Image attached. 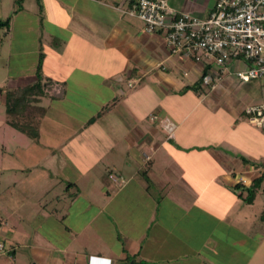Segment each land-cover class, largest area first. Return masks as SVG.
<instances>
[{"label": "crops", "instance_id": "0c3cea01", "mask_svg": "<svg viewBox=\"0 0 264 264\" xmlns=\"http://www.w3.org/2000/svg\"><path fill=\"white\" fill-rule=\"evenodd\" d=\"M166 1L178 14L204 19L217 0ZM120 5L126 7L124 0H0V22L7 23L0 26V107L6 112L8 93L48 81L57 92L59 84L81 87L82 95L70 97L73 103L90 95L96 99L95 92V103L105 112L102 132L99 119L87 124V131H70L60 121L68 123L67 115L46 112V100L67 102L66 92L61 89L63 97L54 100L47 85L24 114L13 115L19 121L2 117L0 110V132L7 125L24 134L10 124L20 121L34 120L37 128L34 140L24 134L33 140L28 147L7 151L0 139V176L36 170L35 176L12 182L18 195L12 202L24 205L19 210L27 220L33 215L26 202L30 207L48 199L49 180L43 179V171H52L49 156L64 153L62 167L107 171L94 183L98 192L81 195L80 190L62 189L56 195V200L71 197L67 206L50 211L68 242L48 247L37 235L42 264H138L129 262L136 259L146 264H211L210 238L219 230H210L209 219L219 211L224 217L232 203L242 201L232 190L235 185L248 187L264 172V132L245 112L262 102L264 83L235 80L237 70L250 66L243 59L215 68L213 62L172 55L160 31L148 32L143 22L114 9ZM211 71L220 78L214 89L202 84V76ZM39 109L43 114L32 119L28 112ZM166 124L174 126L171 133L164 130ZM81 154L87 156L85 168ZM78 183L70 182L67 189ZM260 191L254 201L264 194ZM93 207L85 227L98 221L96 234L101 237L95 245L91 231L77 232L69 223ZM57 213L59 223L53 217ZM1 225L0 237L10 239V253L16 252L21 234ZM86 231L91 241L79 245L77 239Z\"/></svg>", "mask_w": 264, "mask_h": 264}, {"label": "rangeland", "instance_id": "374dc122", "mask_svg": "<svg viewBox=\"0 0 264 264\" xmlns=\"http://www.w3.org/2000/svg\"><path fill=\"white\" fill-rule=\"evenodd\" d=\"M60 58V56H59ZM215 68H220L217 65H214ZM6 71L2 70L3 76ZM60 78V77H59ZM91 79V77H90ZM42 87L44 88L45 85L49 87L51 90L49 93H53L55 88L54 85H50V83L42 82ZM53 84V83H52ZM105 84V83H104ZM101 85L97 84L96 86ZM74 86V85H73ZM59 91L61 89L65 90L66 92V99L67 102L59 103V102H52L51 99L46 100L49 104V108L46 110L48 116H56L57 112H63L64 115H67L69 117V122L66 123L61 121V125H67L66 127H69L70 131H79V129H84L87 131V122L94 118L99 119L98 123V129L100 132L103 131L104 122H103V113L100 112L99 106L95 103L97 100V94L94 92L96 99L91 98L92 96H89V101L83 100V102H79L76 100L74 103L70 97L74 96V93L76 95H82L80 91L82 90L81 87L73 88L71 84L69 86H64L62 84H59ZM68 88V89H67ZM73 88V90H72ZM56 91V90H55ZM58 91V93H59ZM57 92V91H56ZM90 93H93L90 91ZM105 91H102V94H104ZM70 100V102H68ZM45 102V100H43ZM1 115L2 117L8 118L9 120L15 119L16 121H19V119L15 116H9L7 112H5V109L3 107H0ZM105 111V110H104ZM44 111L38 110V112L29 111L28 113L30 116H32V119L34 117H38V115L43 114ZM97 113H100L98 115H101V118H97ZM28 118V117H27ZM30 118V117H29ZM31 119V120H32ZM66 119V118H64ZM21 122V121H20ZM36 121H31V123H35ZM30 123V124H31ZM87 129V130H86ZM7 134H6V132ZM90 132H97L95 130H90ZM0 139H2V142L4 141L5 149L7 151L15 150L16 147H28L29 144L34 140H30L26 135L21 134L19 132L14 131L9 126H5L4 130L0 132ZM2 145V144H1ZM3 146H0V159H1V153L3 151ZM50 151V150H49ZM65 154L64 153H57L52 158L49 156V161L54 162V165L51 166L52 171L47 172L43 171V179L49 180V196L47 200H43L42 203L37 204L33 200V205L29 207L28 202L27 203V211L31 210L32 219L24 217V214L22 210L20 211L19 207H24L22 203L18 202H12L16 200V197H18L17 194H14L15 188L12 186V182L16 180H20L24 177V175L35 176V169L32 171H24V172H2L0 176V228L2 227L1 224L6 223V229L11 230L15 229L17 230L21 236L18 249L16 252L10 253V246L13 245L11 243L12 241L8 238H1L0 237V243L4 246L3 250H0V264H42L40 262V258H42V251L37 248L38 242L36 241L37 235H39V238L43 241V245L45 246H51L57 245L59 246V243L63 244L68 242L67 237H64V233H62V230H58L59 227L57 226V223L54 221H51L52 217H50L51 213L50 211L52 208H61L63 205L67 206L69 203L70 196H66L65 198L60 197L59 200H56V195L59 194V196L62 194V189H66L67 191H77L80 190L81 195H85L88 192L89 193H95L99 191L100 188H98L97 185H94V183H97L98 179L107 174L106 170L101 169L99 170H93L89 169L87 171L82 170H76L71 167V165L66 164L64 167L61 166V162L64 161ZM80 162L82 163L81 168H85L87 166V156L79 155ZM53 159V160H52ZM58 160V161H57ZM61 161V162H60ZM42 163H46V160H40L39 164L42 165ZM52 164V163H51ZM103 164L106 165V162L104 160ZM59 165V166H58ZM108 166V165H107ZM39 167H41L39 165ZM54 167V168H53ZM61 167V168H60ZM101 168V166H98ZM59 168V169H58ZM88 168V167H87ZM39 169V168H38ZM111 171L113 169H110ZM38 171V170H37ZM80 171V172H78ZM98 172V173H96ZM95 173L97 175H95ZM115 173V172H113ZM85 174V175H83ZM101 174V176H99ZM47 175V177H46ZM124 179V178H123ZM76 180H79V187H71L68 188V185L70 182H75ZM106 180V179H104ZM125 181V180H124ZM4 182L8 183V187H6V184ZM118 182H121L120 180ZM264 184H261V190L264 189ZM260 191V192H262ZM13 193V197L10 196V193ZM264 192V191H263ZM18 193V192H17ZM88 193V194H89ZM19 194V193H18ZM24 200V198H22ZM64 202H63V201ZM50 203H49V202ZM82 209L85 210L84 206H86V203L80 204ZM80 205H78L80 207ZM39 207V208H38ZM31 208V209H28ZM45 209L41 216H38L36 219L34 217L35 212L41 211V209ZM96 208H88L86 211L87 214H85L83 217L79 219L72 220L71 225H74L75 230L79 232L80 230H89V233L91 231V238L95 239L94 245L97 244L98 239L101 236H98L96 234V229L100 228L98 221L96 223L87 224L88 227H85V221L87 222L89 220V217L94 213ZM264 211V194L261 197H257L256 200L253 202V204L248 205L241 202H235L232 203V207L228 214H224L223 217L221 214V211H219L218 216H213L209 219V228L210 230H219V234L216 233L213 235L212 238H210V252H209V261L211 264H264V223H262L259 220V217L261 213ZM49 214V215H48ZM48 215V216H47ZM53 217L55 218V221L57 220L58 223L61 218V214H54ZM214 217H218L217 220ZM43 218V219H42ZM45 218V219H44ZM216 220L215 225H212L211 222ZM67 222V223H68ZM66 223V224H67ZM97 224V226H96ZM52 229V230H49ZM84 233V232H83ZM88 231L82 235V237H78L77 242L79 245H83L87 243V246L89 245L88 237ZM2 235V234H1ZM217 235V236H216ZM32 240V242H31ZM3 241V242H1ZM83 243V244H82ZM215 243V245H214ZM21 246V247H20ZM214 249V250H212ZM41 255V257H40ZM217 259V261H216ZM137 262L138 264H146L147 262H144V260L136 259L130 260L129 262Z\"/></svg>", "mask_w": 264, "mask_h": 264}, {"label": "built area", "instance_id": "2783aa9c", "mask_svg": "<svg viewBox=\"0 0 264 264\" xmlns=\"http://www.w3.org/2000/svg\"><path fill=\"white\" fill-rule=\"evenodd\" d=\"M124 2L125 8L120 5L114 9L143 22L148 32L160 31L172 55L191 58L195 62H213L218 67L243 59L250 66L237 70L235 80H261L264 83V0H217L214 10L204 19L188 13L178 14L166 0ZM219 80L216 71L202 76V84L211 89ZM245 112L249 121L264 132V98L260 104L247 107ZM173 129L172 124L164 126L167 133Z\"/></svg>", "mask_w": 264, "mask_h": 264}, {"label": "trees", "instance_id": "16d2710c", "mask_svg": "<svg viewBox=\"0 0 264 264\" xmlns=\"http://www.w3.org/2000/svg\"><path fill=\"white\" fill-rule=\"evenodd\" d=\"M0 26H7V23H1ZM39 67V66H38ZM39 69V68H38ZM39 78V73H38ZM42 86L38 83L36 85L18 89L12 93L7 94V105L6 112L9 115H20L24 114L30 103H33L36 100L37 96H40ZM52 99L57 100L63 97L62 90L53 93ZM94 121V118L90 119L87 124H90ZM16 130L26 134L29 138L35 139L37 137V128L27 122H11L10 123ZM264 180V172L260 177L255 179L250 186L245 187L241 184H237L233 187V191L238 193L239 198L245 204H252L257 193L261 190V184ZM264 191V189H263ZM259 220L264 223V211L261 213ZM135 264V263H134Z\"/></svg>", "mask_w": 264, "mask_h": 264}]
</instances>
